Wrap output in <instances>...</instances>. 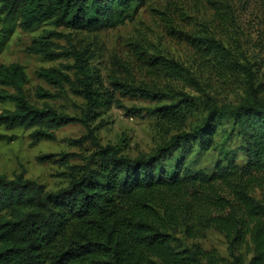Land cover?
<instances>
[{
	"label": "trees",
	"instance_id": "obj_1",
	"mask_svg": "<svg viewBox=\"0 0 264 264\" xmlns=\"http://www.w3.org/2000/svg\"><path fill=\"white\" fill-rule=\"evenodd\" d=\"M145 1L0 0V26L7 29L3 34L0 30V53L8 31L16 26L29 31L49 23L95 31L124 23ZM49 34L35 38L26 52L48 61L72 57L74 63L35 71L53 89H35L41 105L26 95L24 67L0 63V102L13 106L0 111V127L29 129L33 145L56 141L58 129L80 121L48 100L65 98L67 93L82 96L87 112L109 102L91 87L83 53L56 51L47 40ZM189 42L214 68L244 77L241 100L217 104L200 95L154 91L113 78V90L122 95L140 94L162 102L147 108L161 123L184 125L200 114L198 122L152 152L134 157L115 145H98L81 165L63 172L68 182L55 191H47L21 172L11 178L0 174V264H220L215 253L182 240L202 238L211 228L226 237L232 264H245L235 253L242 245L251 247L246 264H264L261 91L254 86L249 65L241 63L220 41L189 36ZM163 65L174 79L197 85L177 63ZM72 69L74 76L68 72ZM142 109L128 111L139 115ZM225 119L231 120V129L242 140L243 162L225 158L216 160L209 173L194 169L188 156L195 147L209 149ZM0 139L10 141L12 137L0 134ZM67 156L48 153L36 159L64 166Z\"/></svg>",
	"mask_w": 264,
	"mask_h": 264
},
{
	"label": "rangeland",
	"instance_id": "obj_2",
	"mask_svg": "<svg viewBox=\"0 0 264 264\" xmlns=\"http://www.w3.org/2000/svg\"><path fill=\"white\" fill-rule=\"evenodd\" d=\"M0 30L3 34L7 29L0 26ZM47 32H50L47 40L54 44L56 51L75 49L83 53L91 87L109 100L90 112L82 96L67 93L65 98L48 100L49 104L80 120L58 129L56 141L42 140L33 145L29 129L0 127V134L12 137L10 141L0 139V174L11 178L21 172L47 191L65 186L68 180L63 172L81 165L98 145L112 144L134 157L152 152L198 122L200 114L188 118L184 125L161 123L147 108L162 102L140 94L122 95L113 90V78L154 91L176 90L200 95L217 104H237L241 100L245 95L244 77L214 68L190 45L189 36L213 37L241 63L249 65L254 86L260 89L259 95L264 100V52L260 51L264 49V0H146L124 23L95 31L55 27L49 23L29 31L16 26L7 33L0 63H18L24 67L28 79L24 86L26 95L37 105L42 101L35 96V89L38 86L53 89L35 71L74 63L72 57L48 61L26 52L35 38ZM171 62L186 69L197 85L174 79L163 65ZM68 72L74 76V69ZM12 107L10 102H0V111ZM132 107L145 109L134 115L128 111ZM68 139L80 140V143ZM48 153H66L68 163L62 166L37 161V156ZM188 158L194 169L206 173L219 159L243 162V143L231 129V120L222 121L209 149L195 147ZM182 240L184 244L196 243L201 249L215 253L220 264H232L226 237L213 228L202 238ZM250 250V246L242 245L235 253L246 264L252 255Z\"/></svg>",
	"mask_w": 264,
	"mask_h": 264
}]
</instances>
